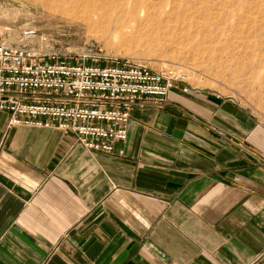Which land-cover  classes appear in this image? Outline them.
<instances>
[{
	"label": "crops",
	"instance_id": "0c3cea01",
	"mask_svg": "<svg viewBox=\"0 0 264 264\" xmlns=\"http://www.w3.org/2000/svg\"><path fill=\"white\" fill-rule=\"evenodd\" d=\"M8 121L0 264H264V125L233 100L135 103L112 153Z\"/></svg>",
	"mask_w": 264,
	"mask_h": 264
},
{
	"label": "rangeland",
	"instance_id": "374dc122",
	"mask_svg": "<svg viewBox=\"0 0 264 264\" xmlns=\"http://www.w3.org/2000/svg\"><path fill=\"white\" fill-rule=\"evenodd\" d=\"M0 41L75 62L172 69L264 125V0H80L50 12L0 0Z\"/></svg>",
	"mask_w": 264,
	"mask_h": 264
},
{
	"label": "built area",
	"instance_id": "2783aa9c",
	"mask_svg": "<svg viewBox=\"0 0 264 264\" xmlns=\"http://www.w3.org/2000/svg\"><path fill=\"white\" fill-rule=\"evenodd\" d=\"M185 77L128 59L75 62L0 41V110L9 113V125L68 131L84 148L103 153L127 139L135 103L162 107L169 92L189 89Z\"/></svg>",
	"mask_w": 264,
	"mask_h": 264
},
{
	"label": "bare ground",
	"instance_id": "6f19581e",
	"mask_svg": "<svg viewBox=\"0 0 264 264\" xmlns=\"http://www.w3.org/2000/svg\"><path fill=\"white\" fill-rule=\"evenodd\" d=\"M19 1L24 2L28 5L41 6L44 10H47L50 12V10L54 11V10H57L58 8H61V9L74 8L75 6L78 5V2L80 0H19ZM81 1H83V0H81Z\"/></svg>",
	"mask_w": 264,
	"mask_h": 264
}]
</instances>
